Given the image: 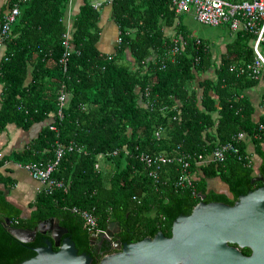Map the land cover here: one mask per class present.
I'll return each instance as SVG.
<instances>
[{
	"label": "trees",
	"instance_id": "trees-1",
	"mask_svg": "<svg viewBox=\"0 0 264 264\" xmlns=\"http://www.w3.org/2000/svg\"><path fill=\"white\" fill-rule=\"evenodd\" d=\"M73 1L19 3L20 14L6 40L0 66V126L29 128L50 120L32 144L12 158L25 166L53 161L58 144L74 142L78 148L67 149L52 174L64 187L42 190L30 212L8 198L13 179L0 175L5 185L0 188V264L34 256L35 247L48 237L38 231L35 240L22 241L9 232L7 218L13 227L34 229L56 217L79 253L91 254V264H99L117 250L112 240L91 244L74 207L93 211L103 230L119 222L120 239L130 243L159 231L170 237L174 220L190 214L200 201L234 204L240 195L264 184V119L256 122L251 102L241 96L258 79L230 70L254 58L252 34L235 32L218 58L210 42L181 26L171 0H113L117 45L112 54H105L98 47L102 9L93 7L95 0H83L74 12ZM16 2L10 0L8 10ZM168 27L175 36L166 34ZM175 39L185 43L171 55ZM67 51L65 65L61 60ZM63 84L69 100L60 118ZM239 132L255 143L260 181L253 182L257 174L254 163L248 165L247 140L235 143L243 160L228 153L223 162H197L200 154L209 158L217 145L232 141ZM141 152L190 155L192 185H177L181 161L164 165L158 179L153 178L151 168L138 158ZM215 177L229 185L232 197L208 189V179ZM242 251L252 252L248 247Z\"/></svg>",
	"mask_w": 264,
	"mask_h": 264
},
{
	"label": "water",
	"instance_id": "water-1",
	"mask_svg": "<svg viewBox=\"0 0 264 264\" xmlns=\"http://www.w3.org/2000/svg\"><path fill=\"white\" fill-rule=\"evenodd\" d=\"M262 179L254 177L253 182ZM5 225L25 242L35 240L38 231L48 235L44 245L35 247L34 256L17 264L93 261L91 254L79 253L76 243L66 236L68 229L56 217L40 222L34 229L13 227L9 218ZM119 232V222H111L107 235L117 251L104 255L99 264H264V184L240 195L234 204L200 201L190 214L174 220L170 237L159 231L154 237L124 243ZM95 239L90 236L91 244ZM54 245L59 249L55 250ZM243 247L250 248L251 254H245Z\"/></svg>",
	"mask_w": 264,
	"mask_h": 264
},
{
	"label": "built area",
	"instance_id": "built-area-1",
	"mask_svg": "<svg viewBox=\"0 0 264 264\" xmlns=\"http://www.w3.org/2000/svg\"><path fill=\"white\" fill-rule=\"evenodd\" d=\"M28 0H18L15 5L12 6L4 14L3 25L1 29V41L6 43L9 39V32L11 25L16 20L17 16L20 14L21 2H26ZM175 8L176 13L181 14L183 12H192L195 17L202 23L220 26L228 25L230 30L233 32L238 31H248L253 35L251 40V45L254 50V58L246 62V64H233L230 66L231 71L238 72V75L248 74L256 79H260L264 76V0H171ZM113 0H95L92 5L96 9H102L106 4H112ZM67 45L68 41L66 42ZM181 42L179 39L174 40V45L170 52L171 55H175L179 52ZM196 43L199 45L201 43L200 39L197 38ZM69 51L65 52L64 57L61 62L65 65L67 63ZM69 100V95L66 91V86L63 84L59 90L58 96V115L62 118L63 111L67 107ZM261 129H264L262 124ZM53 130H57L55 125H52ZM160 136V133H157ZM248 134L246 132H239L235 134L232 141L222 143L217 145L210 154L209 158L203 155H199L198 163H203L206 160H213L215 162L225 161L227 154L232 153L238 156L240 160H243V156L240 155V148L235 144L247 139ZM78 148V146L72 142L68 146L62 144L57 145L56 157L53 161H40L38 163H28L25 168L31 173L32 177L40 181L45 186V190L52 191L57 187H64V182L62 180H57L52 177L54 170L56 169L60 159L65 154L66 150H73ZM118 152L115 151L114 154ZM141 162L145 163L149 168H151L150 175L158 179L159 171L162 167L168 163L175 161L183 162L182 175L180 176L177 185L185 186L192 185L193 182V172L190 169V155L182 154L180 152H175L173 154L167 153H150L141 152L138 156ZM249 161L248 165L253 164L251 158H247ZM73 211L79 214L85 223V227L91 236L100 237L101 235H107V230H103L98 226V219L95 213L88 209H80L74 207ZM112 244L114 242L112 240Z\"/></svg>",
	"mask_w": 264,
	"mask_h": 264
},
{
	"label": "crops",
	"instance_id": "crops-1",
	"mask_svg": "<svg viewBox=\"0 0 264 264\" xmlns=\"http://www.w3.org/2000/svg\"><path fill=\"white\" fill-rule=\"evenodd\" d=\"M10 0H0V35L3 25L4 14L7 12ZM83 0H74L71 9L78 12ZM102 28L101 39L98 47L105 54H112L117 45L118 24L112 15V5L106 4L102 8V16L100 20ZM166 34L175 36L171 27L166 29ZM235 37V32L232 31L228 43ZM227 43V44H228ZM6 43L1 41L0 36V66L6 56ZM226 50L224 46L223 52ZM217 51V50H216ZM3 85H0V110L3 105ZM241 96L247 98L253 106V118L256 122L264 119V76L258 79L257 83L244 89ZM50 122V120L37 122L29 128H24L16 123H8L4 127L0 126V175L4 177H12L13 185L9 190L8 198L24 211L30 212V205L35 202L39 193L45 189L44 184L32 177L31 173L25 168L24 165L17 162L12 157L21 153L28 146H30L41 133L42 129ZM247 153L249 158L253 160L254 168L257 170L260 164V158L255 151L254 141L247 136L246 139ZM264 146V142H263ZM255 176V177H257ZM260 177V176H259ZM208 189L220 193H225L232 197L229 185L224 182L220 177L208 179ZM5 185L0 183V188Z\"/></svg>",
	"mask_w": 264,
	"mask_h": 264
},
{
	"label": "rangeland",
	"instance_id": "rangeland-1",
	"mask_svg": "<svg viewBox=\"0 0 264 264\" xmlns=\"http://www.w3.org/2000/svg\"><path fill=\"white\" fill-rule=\"evenodd\" d=\"M179 15L180 17L178 18V22H181V26L191 35L210 42L214 49L217 50L215 55L219 58L220 53L223 52L224 46L226 47L228 39L232 34L228 25L214 26L202 23L194 16L193 13L184 12Z\"/></svg>",
	"mask_w": 264,
	"mask_h": 264
},
{
	"label": "flooded vegetation",
	"instance_id": "flooded-vegetation-1",
	"mask_svg": "<svg viewBox=\"0 0 264 264\" xmlns=\"http://www.w3.org/2000/svg\"><path fill=\"white\" fill-rule=\"evenodd\" d=\"M116 228V227H115ZM107 240H113L111 239L110 237L106 236V235H101L100 237H97L95 240H94V244L93 245H98V246H101V244ZM115 240V239H114ZM114 242V241H113ZM117 250V249H116Z\"/></svg>",
	"mask_w": 264,
	"mask_h": 264
}]
</instances>
